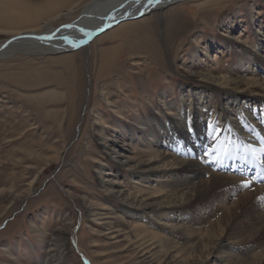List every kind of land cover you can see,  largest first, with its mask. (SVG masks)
<instances>
[{"label":"rangeland","instance_id":"1","mask_svg":"<svg viewBox=\"0 0 264 264\" xmlns=\"http://www.w3.org/2000/svg\"><path fill=\"white\" fill-rule=\"evenodd\" d=\"M83 1L0 0V42L12 32L37 28L49 18L55 21L67 9L76 12ZM204 3L177 4L174 13L166 12L168 25L161 18L133 20L91 40L95 57L89 70L96 88L82 121L87 69L80 56L17 53L1 58L0 264H172L173 258H163L136 239L131 227L141 208L137 206L138 216L125 213L135 207L130 194L138 192L137 186L156 187L158 182H145L120 164L130 156L139 159L145 150L135 141V125H144L145 111L161 116L168 106L180 118L186 110L180 85L197 87L203 74L214 78L248 66L239 57L238 44L252 48V34L264 31V0ZM101 138L107 140L102 143ZM111 187L124 192L114 198L107 192ZM236 194H221L218 207L234 203ZM253 197L251 206L259 200ZM100 212L118 219L120 230L112 233L108 219L95 216ZM144 215L148 231H167L147 222L152 215ZM61 232L65 239L58 241L55 236ZM61 244L69 253L60 261L48 249L61 251Z\"/></svg>","mask_w":264,"mask_h":264},{"label":"bare ground","instance_id":"2","mask_svg":"<svg viewBox=\"0 0 264 264\" xmlns=\"http://www.w3.org/2000/svg\"><path fill=\"white\" fill-rule=\"evenodd\" d=\"M209 1L86 0L76 12L70 8L59 13L55 21L49 18L37 28L10 33L7 39L22 37L5 45L4 41L0 42V60L17 53L80 56L87 69L82 121L90 105L91 92L96 88L89 70L95 57V51L90 48L91 40L107 37L133 20L161 18V24L168 25L171 18L167 14L174 13L177 4L191 2L200 5ZM140 12L139 18L127 20ZM225 19L231 21L230 17ZM115 20L123 22L89 38L95 30ZM254 22L250 18L249 23ZM252 38V48L238 44L242 51L239 57L248 60L247 67L220 72L214 78L209 77V73L203 74L199 78L202 84L197 87L190 84L178 86L186 93L183 105L186 110L180 118H176L168 106L161 111V116L155 111H145L141 115L144 116V125H135L137 137L130 138L134 137L143 144L145 150L139 152V159L130 156L120 164L145 182L150 178L158 182L156 187L137 186L138 195L130 194L135 207L125 213L137 216L141 213L131 227L137 232L136 239L150 250L159 252L163 258H173L169 261L172 264H264V31H255ZM226 43L231 45L232 42L228 40ZM73 44L77 46L73 47ZM234 73L236 76H231ZM212 99L215 104L210 105ZM101 140L103 143L107 139ZM205 153L211 154L206 156ZM203 154L204 160L201 158ZM130 161H134V165L129 164ZM245 183L249 186L245 187ZM113 189L111 187L107 192L114 198L124 192ZM230 191L240 193L236 194V201L227 203L226 208H219L220 195ZM254 195L259 200L251 206ZM203 205H206L204 212ZM137 206L142 212L138 213ZM224 208L220 218L210 222L212 215ZM145 212L154 217L147 222L172 233L163 229L148 231L142 222L146 220ZM95 216L108 219H105L106 224L113 229L112 233L120 230L115 224L119 220L114 216L109 217L106 212ZM188 223H192V227ZM62 232L55 236L58 241L65 239V232ZM247 244L252 246L250 250L245 247ZM60 247L61 251L49 248L48 252L51 256L57 255L61 261L69 251L65 244Z\"/></svg>","mask_w":264,"mask_h":264},{"label":"water","instance_id":"3","mask_svg":"<svg viewBox=\"0 0 264 264\" xmlns=\"http://www.w3.org/2000/svg\"><path fill=\"white\" fill-rule=\"evenodd\" d=\"M141 15V12L138 13L137 15H133V16H130L129 18H127V20H133V19H136V18H139ZM126 21V20H124ZM119 22H123L122 20H115L111 23H106L105 25H103L102 27L98 28L97 30H95L90 36L89 38H93L94 36H97L99 34H101L102 32L108 30L110 27L114 26L115 24L119 23ZM19 37H22L21 35L19 36H15V37H11L9 39H7L3 45L5 44H8L9 42H11L12 40H15L16 38H19Z\"/></svg>","mask_w":264,"mask_h":264},{"label":"snow or ice","instance_id":"4","mask_svg":"<svg viewBox=\"0 0 264 264\" xmlns=\"http://www.w3.org/2000/svg\"><path fill=\"white\" fill-rule=\"evenodd\" d=\"M73 47H76L77 45L76 44H73L72 45ZM213 152L215 151V149L212 150ZM211 153H205V155H210ZM249 186L248 183H245V187Z\"/></svg>","mask_w":264,"mask_h":264}]
</instances>
